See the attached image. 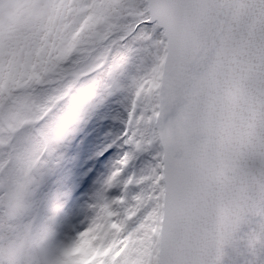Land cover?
<instances>
[{
	"label": "snow or ice",
	"instance_id": "1",
	"mask_svg": "<svg viewBox=\"0 0 264 264\" xmlns=\"http://www.w3.org/2000/svg\"><path fill=\"white\" fill-rule=\"evenodd\" d=\"M115 96L128 150L61 237L33 215L36 172ZM228 248L264 264V0H0V264H224Z\"/></svg>",
	"mask_w": 264,
	"mask_h": 264
},
{
	"label": "rangeland",
	"instance_id": "2",
	"mask_svg": "<svg viewBox=\"0 0 264 264\" xmlns=\"http://www.w3.org/2000/svg\"><path fill=\"white\" fill-rule=\"evenodd\" d=\"M126 116L121 98H110L75 125L36 172L33 215L57 228L61 237L72 233L74 227H83V222L94 214L91 205L128 150L121 137ZM153 153L154 149L138 152L125 175L146 172L153 162ZM117 191L112 190L113 194ZM95 239L85 241L83 249L92 251L93 256L98 253L92 248Z\"/></svg>",
	"mask_w": 264,
	"mask_h": 264
},
{
	"label": "water",
	"instance_id": "3",
	"mask_svg": "<svg viewBox=\"0 0 264 264\" xmlns=\"http://www.w3.org/2000/svg\"><path fill=\"white\" fill-rule=\"evenodd\" d=\"M245 257L232 248L226 249L224 264H243Z\"/></svg>",
	"mask_w": 264,
	"mask_h": 264
},
{
	"label": "clouds",
	"instance_id": "4",
	"mask_svg": "<svg viewBox=\"0 0 264 264\" xmlns=\"http://www.w3.org/2000/svg\"><path fill=\"white\" fill-rule=\"evenodd\" d=\"M87 240H88V238H85L84 242H83L82 245H81V249L86 248L85 241H87ZM76 255H80V253H77Z\"/></svg>",
	"mask_w": 264,
	"mask_h": 264
},
{
	"label": "flooded vegetation",
	"instance_id": "5",
	"mask_svg": "<svg viewBox=\"0 0 264 264\" xmlns=\"http://www.w3.org/2000/svg\"><path fill=\"white\" fill-rule=\"evenodd\" d=\"M108 158H109V156H108ZM106 159H107V158H106ZM108 160H109V159H107V162H108Z\"/></svg>",
	"mask_w": 264,
	"mask_h": 264
},
{
	"label": "bare ground",
	"instance_id": "6",
	"mask_svg": "<svg viewBox=\"0 0 264 264\" xmlns=\"http://www.w3.org/2000/svg\"><path fill=\"white\" fill-rule=\"evenodd\" d=\"M154 151H155V149H154Z\"/></svg>",
	"mask_w": 264,
	"mask_h": 264
}]
</instances>
